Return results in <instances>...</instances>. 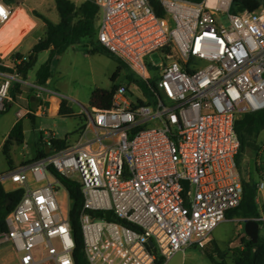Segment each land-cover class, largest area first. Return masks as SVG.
<instances>
[{"label":"built area","instance_id":"obj_1","mask_svg":"<svg viewBox=\"0 0 264 264\" xmlns=\"http://www.w3.org/2000/svg\"><path fill=\"white\" fill-rule=\"evenodd\" d=\"M157 1L162 17L148 0H92L96 41L123 63L140 96L117 86L110 109L74 113L83 121L74 142L50 150L57 138L42 130L47 155L0 172L4 192L20 193L0 232L17 264H74L60 191L69 197L58 177L80 185L88 264H164L177 251L204 248L239 205L235 121L264 109V6L232 14L233 0ZM12 14L0 0V27ZM154 52L158 66L146 59ZM26 60L0 56V115L15 84L36 100L34 110L16 111L17 120L49 114L51 98L58 110L66 100L17 73Z\"/></svg>","mask_w":264,"mask_h":264},{"label":"rangeland","instance_id":"obj_2","mask_svg":"<svg viewBox=\"0 0 264 264\" xmlns=\"http://www.w3.org/2000/svg\"><path fill=\"white\" fill-rule=\"evenodd\" d=\"M71 1L79 5L84 0ZM9 5L13 10L18 7L24 8L27 16L33 17L38 24V27H35L23 42L22 52L25 54L29 52L30 44L38 36H41L43 31L41 21L34 18L32 12L35 11L43 15L53 24L59 20L54 0H19L17 3ZM87 46V41L81 40L53 61L50 77L45 85L47 89L56 91L66 99L75 114H81L90 108L89 98L95 89H110L113 86L124 85L128 86L134 98L140 96L141 89L132 85V80L127 78L128 72L125 70L120 72L115 82H111V76L117 68V61L112 56L107 53L90 54ZM47 58V52L38 54L36 63L28 72V82L35 81V72ZM146 59L153 66H158L161 62L160 56L156 52L148 55ZM13 101L20 106L24 105V101L21 99L17 98ZM17 104H12L5 113L0 115V172L8 170L10 167L1 148L14 120H16L15 112L19 107ZM54 110L55 107L52 106V111ZM82 122L81 117H50L49 114L37 116L33 120L23 118V143H13L10 147L9 154L13 166L17 167L22 162H29L35 158L37 150L44 146L41 140L42 130L53 132L55 137L60 139L68 135L70 142H74L77 139L75 132ZM256 147V150L245 149L241 155L239 172L242 180L258 185L260 182L264 183V130L256 139ZM60 198L65 201L63 205L70 209L71 202L69 199L66 201L65 191H60ZM257 198L259 201L264 198V189L257 192ZM243 221L239 218L222 221L213 230L210 240L204 248L193 246L177 251L164 264H234L230 258L231 250L239 246V240L245 235ZM261 234L263 235L264 232ZM0 264H17L14 253L8 244H0Z\"/></svg>","mask_w":264,"mask_h":264},{"label":"trees","instance_id":"obj_3","mask_svg":"<svg viewBox=\"0 0 264 264\" xmlns=\"http://www.w3.org/2000/svg\"><path fill=\"white\" fill-rule=\"evenodd\" d=\"M3 1L7 4H13L17 3L19 0ZM148 1L158 16H164L162 7L157 0ZM187 1L198 3L201 0ZM54 4L59 17V20L56 24L51 23L43 15L38 14L35 11L32 12V15L44 24L45 32L42 38H40L38 42L32 46L31 51L27 56V60L16 66L17 73H19L23 78H26L28 72L36 63L38 54L41 52H48V58L35 72V83L41 86H45L48 78L50 77L53 61L59 55L64 53L70 47L79 43L81 40L87 41L88 53H107L110 55L96 41L99 10L92 0H84L79 5H76L71 0H54ZM261 6H264V1L261 0H233L230 7V12L232 14H237L243 11L252 13L259 10ZM164 51L165 53L174 56V53L170 47L167 46ZM11 56L15 58L22 57L20 53H13ZM114 59L117 61V68L111 76V82L116 81L121 71H127L123 63H121L116 58ZM127 78L135 81L129 73L127 74ZM140 86H142V84H140ZM115 90L116 86H113L110 89H95L90 95L89 106L102 110L110 109L112 96ZM20 93L21 91L19 89V85L15 84L10 90L11 99L15 100L16 96L20 95ZM27 98L29 99L30 96ZM32 106L33 104L31 101L28 102V107L31 108ZM58 116L62 118L80 117L79 115L74 114L67 100H62L58 110ZM27 118L29 120H33L34 116L28 115ZM79 128H81V126ZM263 130L264 109L243 114L235 121V132L239 140V151L236 156L238 169L240 166L241 155L245 149H257L256 139ZM23 139L22 120H17L10 129L1 148V152L10 167L13 165L9 154L10 147L13 143L22 144ZM67 140L68 135L62 139H54L52 140V147L49 149L52 150V148H64L67 145ZM45 150V146H42V148L38 149L33 160L46 156L47 154L45 153ZM58 180L65 187L71 202V207L68 211V219L70 223L71 236L74 243L72 252L74 264H88L83 251L82 235L78 221L79 213L82 207L80 185L63 177H58ZM19 197V192H4L0 186V232L6 230L4 218L8 211H10L14 204H16ZM256 197L257 185L250 181L242 180V196L240 203L236 208L231 209L226 213V219L231 220L233 218H239L243 220H257L259 230L264 232V220H260L261 214L257 206ZM8 202H10L9 205H7ZM230 258L234 264H264V234L262 235L261 232H259L256 243H253L244 235L239 240V246L231 250Z\"/></svg>","mask_w":264,"mask_h":264},{"label":"crops","instance_id":"obj_4","mask_svg":"<svg viewBox=\"0 0 264 264\" xmlns=\"http://www.w3.org/2000/svg\"><path fill=\"white\" fill-rule=\"evenodd\" d=\"M19 9H22L24 12H25V9L24 8H21V7H18ZM17 9V8H16ZM15 9V10H16ZM15 10H13V13H14V11ZM35 18V17H34ZM30 19L32 20V22L34 23V27L30 30V31H28L24 36H22V38L19 40V42L6 54V56H4V57H9V56H11L13 53H20L22 56H26V55H29V53H30V51H31V48H32V46L35 44V43H37L38 42V40L40 39V38H42V36H43V34H44V32H45V26H44V24L41 22V27H42V29H43V31H42V35L41 36H38L37 38H36V40L33 42V43H31L30 44V46H29V52L28 53H23L22 52V45H23V42H24V40L28 37V34H30V33H32L33 31H34V29H35V27H38V24H37V22L35 21V19H33V17H30ZM37 19V18H36ZM37 20H39V19H37ZM5 25V24H4ZM3 25V26H4ZM2 27V26H1ZM27 35V36H26ZM48 53V52H47ZM27 76H28V74H27ZM26 76V80H27V77ZM35 82V81H34ZM19 89H20V91H21V93H20V95H17L16 96V99L18 98V99H21V100H23L24 101V105L23 106H20V105H18L17 103H15L12 99H11V102L8 104V108H7V110L12 106V104H17L19 107H18V109H31V110H34V108L36 107V100H35V98H34V96H33V93H32V91L30 90V89H28L27 87H24V86H19ZM28 96H30V98L28 99L27 97ZM11 97V96H10ZM15 99V100H16ZM31 101V103L33 104V106L31 107V108H29L28 107V102H30ZM51 101H52V106H54L55 107V110L54 111H52V107L50 108V111H49V116L50 117H56V116H58V109H57V103H58V100H56V99H54V98H51ZM17 109V110H18ZM16 110V111H17ZM16 113V112H15ZM16 117V116H15ZM37 117V116H36ZM35 118V117H34ZM17 121V119L16 120H14V123L12 124V126L15 124V122ZM12 128V127H11ZM10 128V129H11ZM10 131V130H9ZM9 133V132H8ZM257 192H260V191H258L257 190ZM256 202H257V206H258V209H259V204L261 205V208L259 209V211H260V214H261V218H263L264 219V198H262L260 201L258 200V198L256 197ZM259 232H263V231H260L259 230Z\"/></svg>","mask_w":264,"mask_h":264},{"label":"bare ground","instance_id":"obj_5","mask_svg":"<svg viewBox=\"0 0 264 264\" xmlns=\"http://www.w3.org/2000/svg\"><path fill=\"white\" fill-rule=\"evenodd\" d=\"M33 27L34 23L27 14L22 9L17 8L8 22L0 27V56H6L22 36Z\"/></svg>","mask_w":264,"mask_h":264},{"label":"water","instance_id":"obj_6","mask_svg":"<svg viewBox=\"0 0 264 264\" xmlns=\"http://www.w3.org/2000/svg\"><path fill=\"white\" fill-rule=\"evenodd\" d=\"M45 153H48V149L46 148ZM185 190H187L188 188V183L187 181H183ZM10 202H8L7 205H9ZM96 216L100 217L101 214L97 213ZM105 217H112L109 213L105 214ZM243 230H244V234L245 236L250 239L253 243L257 242L258 236H259V225L257 223L256 220H244L243 221ZM149 246H152V242L149 241L148 242Z\"/></svg>","mask_w":264,"mask_h":264}]
</instances>
